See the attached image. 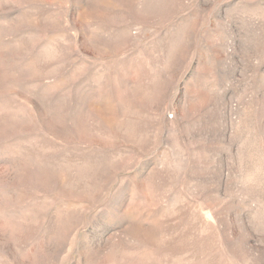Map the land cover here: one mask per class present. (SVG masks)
Segmentation results:
<instances>
[{
  "label": "rangeland",
  "instance_id": "374dc122",
  "mask_svg": "<svg viewBox=\"0 0 264 264\" xmlns=\"http://www.w3.org/2000/svg\"><path fill=\"white\" fill-rule=\"evenodd\" d=\"M0 264H264V0H0Z\"/></svg>",
  "mask_w": 264,
  "mask_h": 264
}]
</instances>
